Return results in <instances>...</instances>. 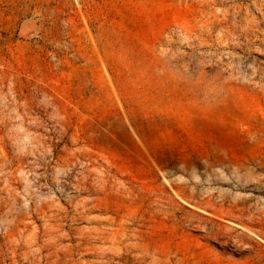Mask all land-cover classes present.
<instances>
[{
	"label": "rangeland",
	"instance_id": "374dc122",
	"mask_svg": "<svg viewBox=\"0 0 264 264\" xmlns=\"http://www.w3.org/2000/svg\"><path fill=\"white\" fill-rule=\"evenodd\" d=\"M0 264H264V0H0Z\"/></svg>",
	"mask_w": 264,
	"mask_h": 264
}]
</instances>
